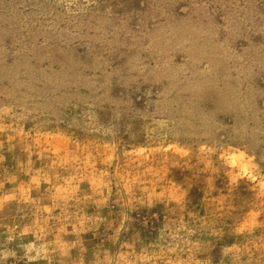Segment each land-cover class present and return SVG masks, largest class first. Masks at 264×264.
<instances>
[{
	"label": "rangeland",
	"instance_id": "obj_1",
	"mask_svg": "<svg viewBox=\"0 0 264 264\" xmlns=\"http://www.w3.org/2000/svg\"><path fill=\"white\" fill-rule=\"evenodd\" d=\"M0 264H264V0H0Z\"/></svg>",
	"mask_w": 264,
	"mask_h": 264
}]
</instances>
